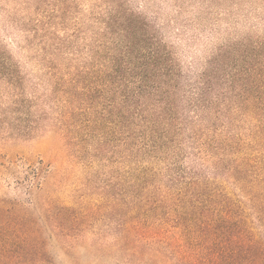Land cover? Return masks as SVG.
<instances>
[{
    "label": "trees",
    "instance_id": "obj_1",
    "mask_svg": "<svg viewBox=\"0 0 264 264\" xmlns=\"http://www.w3.org/2000/svg\"><path fill=\"white\" fill-rule=\"evenodd\" d=\"M120 8L84 62L53 54L44 94L69 143L92 141L93 161L115 150L117 226L31 202L17 228L0 227V264H82L81 250L115 264H264V88L186 69L156 24ZM46 172L28 169L38 190Z\"/></svg>",
    "mask_w": 264,
    "mask_h": 264
},
{
    "label": "rangeland",
    "instance_id": "obj_2",
    "mask_svg": "<svg viewBox=\"0 0 264 264\" xmlns=\"http://www.w3.org/2000/svg\"><path fill=\"white\" fill-rule=\"evenodd\" d=\"M115 6L129 21L139 16L156 24L186 69L197 74L211 66L213 83L264 88V0H0L3 230L17 228L14 222L31 202L30 211L43 212L49 198L56 212L64 206L72 215H89L102 231L115 230L120 180L115 150L109 161L102 153L93 161L92 141L86 148L77 140L69 143L56 124L53 98L44 95L53 54L61 50L62 58L84 62L102 39V22ZM40 161L48 172L38 190L27 176L29 167ZM65 258L63 264L72 262ZM78 260L115 264L85 250Z\"/></svg>",
    "mask_w": 264,
    "mask_h": 264
}]
</instances>
